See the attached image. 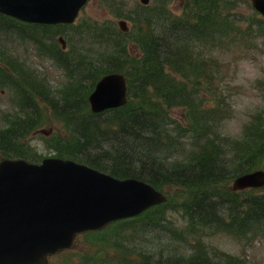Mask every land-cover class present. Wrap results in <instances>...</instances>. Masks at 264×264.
Segmentation results:
<instances>
[{"label":"trees","instance_id":"1","mask_svg":"<svg viewBox=\"0 0 264 264\" xmlns=\"http://www.w3.org/2000/svg\"><path fill=\"white\" fill-rule=\"evenodd\" d=\"M197 5L199 10L195 11L194 23L187 19H174L182 26L188 25L186 23L193 24L191 30L194 35H191L188 28L168 30L169 26L177 24L169 16H163L169 23L146 33L143 39L142 62L136 64L133 69H128L127 62L131 60V56L122 51L121 42L100 58H97L93 51L92 54L85 52L81 56L74 54V59L66 63V66L62 62L65 57L60 54L53 55L52 52L51 55L66 69L68 79L63 85V91H27L25 88L44 86L45 79L33 80L29 73L16 68L13 63L10 64L15 74L2 68L1 82L12 85L15 83L22 90L17 91L22 104L17 116L8 120L6 128L0 130V152L36 158L33 153L22 147L20 141H23L39 122L44 121L45 113L37 105V95L49 97L55 114L72 125L77 138L86 140L79 143L80 149L86 147L94 139L95 133V127L89 126L87 120L91 113L87 101L88 93L103 73L127 69L134 98L126 106L110 110L103 121L90 114V118L95 116L96 127L103 126L104 132L101 134L109 145V149L99 150L100 156H96L92 163L103 169L108 168L109 171L114 170L119 176L136 175L137 171L138 177L157 187L170 183L184 188L187 194L185 193L186 196L178 204L188 214L190 212L189 223L199 234L209 229L237 227L240 211H245V215L250 218V226H264L263 193H251L247 203H244L239 197H229V191L223 187L227 178L259 166L264 158V108L252 114L239 135L223 132L224 129L226 131L223 124L225 115L221 119L222 109H219L216 129L211 131L215 136L208 135V131L212 130L209 119L214 114L212 111L201 110L205 101L200 90L205 89V85L200 80L202 76L208 82L213 80L206 77L213 74V55L218 57L215 52L220 50L197 49L192 43L195 50L191 51L183 46V43L194 41L192 38L202 43V47L205 44L221 45L225 37L233 34L235 45L249 49L251 39L247 33L250 30L235 25L237 21L232 18L230 8L227 11L222 8V1L197 0ZM262 21L257 23V29L264 34V20ZM241 32L246 33L240 36ZM9 33L12 34L13 30H9ZM198 36L201 39H198ZM218 38L220 43H215L214 40ZM222 44L227 47V42ZM219 59L221 60L220 57ZM168 66L189 77V85L183 81L179 83L167 74L164 69ZM216 70L218 74L222 73L219 68ZM190 71L193 73H189ZM137 82L140 83V90ZM216 91L217 103L222 102L223 90L219 87ZM175 106L188 109L186 124L171 116V108ZM83 112L86 116L80 119L79 125H74V119L80 118ZM21 114L25 116H19ZM228 114L230 115L229 111L226 115ZM80 149L68 151L67 154L78 158ZM229 150L235 152L233 157L226 156L225 152ZM177 153L182 156L173 159ZM104 159H110L107 163L111 165L106 166L99 162ZM221 200L224 201L220 202ZM223 207L231 213V222L221 219L218 212ZM182 234L180 232L178 236ZM229 258L227 256L225 260L214 261L208 257L205 250L200 249L190 256L172 255L167 262L234 264Z\"/></svg>","mask_w":264,"mask_h":264},{"label":"rangeland","instance_id":"2","mask_svg":"<svg viewBox=\"0 0 264 264\" xmlns=\"http://www.w3.org/2000/svg\"><path fill=\"white\" fill-rule=\"evenodd\" d=\"M112 1V2H111ZM117 1V4H115ZM240 1V10L247 13L251 10V3L249 0H239ZM197 0H151L147 5H139L140 0H89L88 3L85 5V8L81 11L77 23L74 26V29L80 30V28L77 26L80 21L84 19L85 22L83 24L82 30L84 31L83 35V41H86L85 48L86 50H90V48L95 45L97 42H101L99 37H103L104 32L102 31V26L109 24L111 21L117 22L122 16L124 19L128 21V25L130 26V31L126 33L130 40L128 43V47L130 46V52H131V60L127 62L128 69H133L136 64H140L142 60L139 58L143 56L142 54V46L143 42L141 40L144 39V36L146 33L153 29H160L161 23L162 24H168L169 22L166 21V19L163 16H169L171 19H180L183 20L184 18L188 17L191 11V8L194 4H196ZM118 4H122L124 7V10H122L121 7H114ZM166 5V7H162V5ZM113 5V6H112ZM160 6V7H159ZM185 6H189L188 12L186 9H184ZM142 7V8H141ZM148 7V8H147ZM159 7V8H156ZM140 8V9H139ZM144 8V9H143ZM140 11V13H137ZM120 15V16H119ZM158 17L160 18L159 22L154 23L150 28H147V23L143 21H151V18ZM96 20V21H95ZM174 20V21H175ZM193 20V18H191ZM98 21V22H97ZM100 22V23H99ZM177 24L176 28L178 30L181 29H189L191 31V35H194V31L191 30L192 24L186 23L188 25L182 26L180 23L176 22ZM116 26L118 27L117 23ZM141 27L142 29H140ZM107 28V27H106ZM94 32V33H93ZM97 40L90 44L93 41V37L96 36ZM17 36V35H14ZM199 37V36H198ZM198 39H201L199 37ZM194 41H189L185 43L183 46L187 47L188 50L194 51V46L192 43L198 48L202 49V43L198 42L194 38H192ZM0 44L7 46L9 49H12L14 51V54L17 57L26 59L28 61V64L30 65L31 70H36L37 72L46 73L49 78V83L52 85H57L60 81L64 78V73L61 68H58L52 64L50 60L40 58L37 56V51L35 46H33L31 43H29L27 40H22L17 37H13V35L9 34V32L6 34L1 33L0 34ZM230 48L227 47V51L225 55L222 58L223 64L222 68L225 72L223 75H225V85L228 87L223 88L221 84L216 80L214 82H204L205 89H201L200 91H206L210 92V99L205 101L203 107L201 110L208 109L212 110L214 109L213 106L215 105V99L217 95L216 88L220 87L221 90H223L225 93L228 94V102L230 103V108H232V114L230 117L226 118L224 121L225 129L223 132H230L232 134H238L243 126V124L250 118L251 113L260 105L262 104V99L260 96V93L258 89L255 86V80L257 78L262 79V82H264V38H257L254 40V47L253 50L251 49H243L242 46H238L235 44H232V41L230 42ZM206 45V44H205ZM204 45V46H205ZM185 49V48H184ZM210 50V48H209ZM217 55L223 53V52H215ZM8 53H6L7 55ZM238 55V56H237ZM228 57L230 60L237 57L235 62L229 63L230 65L227 66L226 70V58ZM0 68H5L9 72V68L6 66L5 62L3 60H0ZM167 74H169L173 79L181 83L182 81L186 83V85H189V79L185 75H183L181 72H176V70L173 67H166L164 69ZM60 85V84H59ZM58 85V86H59ZM223 85V84H222ZM53 86V85H52ZM218 86V87H217ZM17 91L20 90L16 84L12 85L9 83L5 84L3 83L0 87V123L6 121V119H9L10 116L16 115L17 111L21 110V99L17 94ZM214 91V93H213ZM205 93V92H203ZM62 97H60L61 99ZM37 101L40 104V106L43 107V110L46 111L47 114V121L43 124V126L35 132L30 133L28 138L26 139L27 147L30 149L31 152L35 153V157H54V156H60L65 157V154H62V149L64 151H70V150H78L80 149V146H78L74 141L75 137L71 139L70 135L75 134V131H73V127L68 123L64 122L62 119L57 118V116L54 114V112L49 107L50 101L48 96H37ZM64 104V101H62ZM187 111V110H186ZM92 113V112H91ZM90 113V114H91ZM184 109L182 108H176L172 110V115L175 118H181V115H183ZM90 114L87 116L88 125H92L95 127V135H101L103 131V127H96L97 122L95 121L94 117L90 118ZM19 116H24V114H21ZM86 116V114L83 112L80 116V118L74 119V125H79L80 119L82 117ZM15 117V116H14ZM97 120L103 121L105 116L103 115H96ZM87 122V121H85ZM91 122V124H90ZM2 128L3 125H0ZM46 131V133H43ZM69 139V144L72 148L66 149L63 148V143L65 140ZM83 140V139H81ZM79 140V141H81ZM108 147L107 144L104 145V148ZM101 148V144H98L94 139L91 140L87 146L85 152L80 153V158H78L80 161H84L83 157L87 154H90L94 157L100 156L99 150L104 149ZM87 153V154H86ZM60 154V155H59ZM4 154H0V158H4ZM106 162L105 165L109 166L111 164H108L107 162L109 159H104ZM260 169H264V158L261 159ZM257 190H254L255 193L262 192L264 194V187L256 188ZM166 192L168 193L170 191V202L166 206L167 211L164 213L165 217H171L173 218V221L175 224L183 225V222L180 219L181 210L179 206L177 207L178 210L174 209L173 205L171 204L179 199V196H184L185 191L184 188L179 187L175 188L173 186H169L165 188ZM180 197V198H182ZM184 198V197H183ZM178 211V212H177ZM155 211L150 213V216L148 218H145L146 215H142L140 218L145 220L151 219L152 216L157 214ZM162 216V215H161ZM122 225V224H121ZM177 225L175 227H177ZM143 228V229H142ZM141 228V232L134 236L130 243H127L125 240H128V237L125 239V236H127L126 231L124 230L119 235L115 236L114 231L115 227H111L107 229L105 232L112 233V240L123 241V247L121 251L118 250V252L112 248V242H110V245L107 248V255L112 260V264H126L122 261H131L135 264H143L144 261L142 260L144 257L143 254L137 250V248L142 249V245L147 246H154L157 244V242L160 239H156V237L151 234L152 232V226L151 222L146 221ZM161 228V225H155V229L159 231ZM215 234L208 235L203 237V239H197L195 242V237H189L187 241L184 242L186 244L187 242H200L197 244H192L193 247H197V249L205 250V253H208V250H211L213 255L220 260H224L222 255H228V257L235 259L236 261L239 260V258L247 260L248 264H264V236L259 237H249L246 241L245 239H239L234 237L232 234L225 232V231H217L214 230ZM87 235V234H86ZM87 236L82 233L81 236H78L77 243L75 247L78 249H82L83 246L85 248L92 249L94 245L91 244V247L86 241ZM180 240V237L176 234H173V237L170 241V248H167L160 253H167L169 252H175L176 254H183L185 251L181 249L182 245L178 247H175L177 245L175 242H178ZM134 241H137L136 243H133ZM142 244V245H141ZM191 246V245H190ZM135 247V249L133 248ZM137 247V248H136ZM164 246H161L157 248V250H161ZM89 249V251H90ZM156 249V248H155ZM170 249V250H169ZM159 254L158 251H155V255ZM106 255V257H107ZM233 255V256H230ZM73 258L74 256H68V264H73ZM127 258V259H126ZM160 258L156 257L154 261H158ZM166 259V256H165ZM116 260L120 261L117 262ZM153 261V260H152Z\"/></svg>","mask_w":264,"mask_h":264},{"label":"water","instance_id":"3","mask_svg":"<svg viewBox=\"0 0 264 264\" xmlns=\"http://www.w3.org/2000/svg\"><path fill=\"white\" fill-rule=\"evenodd\" d=\"M87 0H0V9L35 21H72ZM264 13V0H253ZM124 27V22H120ZM93 111L126 102L123 75H105L89 96ZM264 184V172L239 177L235 187ZM153 187L120 181L71 160L43 164L0 162V264L40 262L48 251L69 244L75 232L135 214L165 200Z\"/></svg>","mask_w":264,"mask_h":264},{"label":"flooded vegetation","instance_id":"4","mask_svg":"<svg viewBox=\"0 0 264 264\" xmlns=\"http://www.w3.org/2000/svg\"><path fill=\"white\" fill-rule=\"evenodd\" d=\"M85 247V246H83ZM84 248L80 249V252H83L85 250H83ZM73 249H62V250H58L56 253L51 254L48 257V262L46 264H65V260L67 259L69 253L72 251ZM73 260L75 262H78L79 259L76 255H74Z\"/></svg>","mask_w":264,"mask_h":264},{"label":"bare ground","instance_id":"5","mask_svg":"<svg viewBox=\"0 0 264 264\" xmlns=\"http://www.w3.org/2000/svg\"><path fill=\"white\" fill-rule=\"evenodd\" d=\"M96 133V132H95ZM94 133V134H95ZM94 140L98 143V144H104L106 141L105 139L103 138L102 134L99 136L98 134L94 136ZM250 219V218H249ZM251 220H249V223H250Z\"/></svg>","mask_w":264,"mask_h":264}]
</instances>
